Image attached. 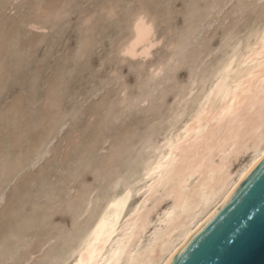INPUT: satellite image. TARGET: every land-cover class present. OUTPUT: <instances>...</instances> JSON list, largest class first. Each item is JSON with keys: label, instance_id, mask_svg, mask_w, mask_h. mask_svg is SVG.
Instances as JSON below:
<instances>
[{"label": "rangeland", "instance_id": "rangeland-1", "mask_svg": "<svg viewBox=\"0 0 264 264\" xmlns=\"http://www.w3.org/2000/svg\"><path fill=\"white\" fill-rule=\"evenodd\" d=\"M140 12L162 40L153 57L126 58L121 47ZM263 19L264 0H0V238L20 240L0 239V254H13L5 264H20L32 249L27 264L55 261L112 181L129 175L131 157L164 127L175 98L195 80L197 93L229 46ZM160 63L155 79L150 67ZM89 192L93 208L81 218ZM22 200H31L28 208Z\"/></svg>", "mask_w": 264, "mask_h": 264}, {"label": "bare ground", "instance_id": "bare-ground-1", "mask_svg": "<svg viewBox=\"0 0 264 264\" xmlns=\"http://www.w3.org/2000/svg\"><path fill=\"white\" fill-rule=\"evenodd\" d=\"M155 25L145 13H138L133 22L132 34L121 47V54L130 59L147 57L149 59L152 51L162 40L161 35H156ZM239 39L229 46L210 72L203 74L197 93V84H193L196 83L195 80L192 82L193 85L190 84L188 89L182 91L179 98H175L177 100L167 111L166 119L163 117L165 114L161 116L164 118V127L159 132L153 134L150 132V136L145 139V144L140 146V152L130 156L132 170L129 175L121 173L112 181L109 192L100 199L101 202L99 206L96 205L98 208L95 212L90 210L92 192L86 194L87 197L83 198L85 201L78 212L83 215L81 216L83 218L84 214L90 210L93 213L92 217L76 236L70 238L69 246L67 243L64 244L68 248H64V252L50 264H168L200 226L259 164L264 158V19L245 38ZM173 58L171 57L170 60ZM163 68L161 63L151 66V76L156 79V76L162 74ZM237 87L241 89L239 93L236 91ZM232 98L236 100L234 105L231 103ZM226 106L232 111L221 118V112ZM142 140H144L143 137ZM31 155L29 154L28 157L30 158ZM21 157L22 161L26 159ZM2 185L6 184L2 183ZM29 193L30 190L26 195ZM25 200L29 199L25 197ZM25 200H22L23 206L20 205V207H24L26 203L28 208L31 200L29 202ZM97 201L99 203V200ZM14 205L18 206V204ZM11 208H13L12 205ZM30 208L28 210L31 211ZM38 209L40 210V207ZM27 216L24 218L30 219V216ZM47 219L50 220V218ZM3 226L2 228L5 229ZM19 226L21 227L20 224ZM14 227L16 230L18 226ZM11 235L6 236L11 237ZM67 235L64 237L65 240L70 237L69 234ZM24 237L29 238L25 234L22 239ZM25 238L23 241L26 240ZM15 239L18 240V238ZM17 240H14L15 243ZM5 241L11 243V240ZM5 241L2 242L5 243ZM14 241L12 240V243ZM27 242L26 240L24 244ZM6 244V247L3 246L9 248V244L8 247ZM20 245L23 247V242ZM16 246L19 245L16 244ZM13 248L15 250L17 247ZM7 250L5 249L4 252ZM31 252L25 256V259L23 258L24 260L22 259L20 264H27L35 257L33 255L36 254ZM8 255L10 257L0 254V264H5L7 258L10 259L13 254Z\"/></svg>", "mask_w": 264, "mask_h": 264}, {"label": "water", "instance_id": "water-1", "mask_svg": "<svg viewBox=\"0 0 264 264\" xmlns=\"http://www.w3.org/2000/svg\"><path fill=\"white\" fill-rule=\"evenodd\" d=\"M168 264H264V158Z\"/></svg>", "mask_w": 264, "mask_h": 264}, {"label": "snow or ice", "instance_id": "snow-or-ice-1", "mask_svg": "<svg viewBox=\"0 0 264 264\" xmlns=\"http://www.w3.org/2000/svg\"><path fill=\"white\" fill-rule=\"evenodd\" d=\"M137 27H138V30H139V24H138ZM236 91H237V93H239L241 91V89L239 87H237ZM231 103L234 105L236 103V100L234 98H232L231 99ZM231 111H232V109L226 106L223 109V111L221 112V118H223L224 116L229 115L231 113Z\"/></svg>", "mask_w": 264, "mask_h": 264}]
</instances>
